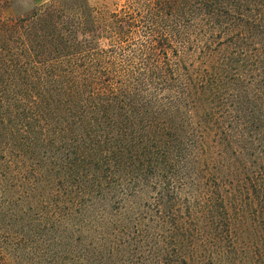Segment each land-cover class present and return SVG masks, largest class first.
<instances>
[{"label":"trees","instance_id":"trees-1","mask_svg":"<svg viewBox=\"0 0 264 264\" xmlns=\"http://www.w3.org/2000/svg\"><path fill=\"white\" fill-rule=\"evenodd\" d=\"M30 1L0 19V264H264V0Z\"/></svg>","mask_w":264,"mask_h":264},{"label":"rangeland","instance_id":"rangeland-1","mask_svg":"<svg viewBox=\"0 0 264 264\" xmlns=\"http://www.w3.org/2000/svg\"><path fill=\"white\" fill-rule=\"evenodd\" d=\"M34 2L35 0L33 1V3ZM89 2L93 6L107 3V5L112 8V10H120L121 8H124L128 4L132 3L133 0H89ZM14 7L15 10H17L16 12L14 10L12 11V8L10 9L7 7L0 9V19L7 20L9 18L25 14L26 12H29L30 8L32 7V3L30 0H15ZM142 34L143 33H140V35L136 37L135 42H141L143 40Z\"/></svg>","mask_w":264,"mask_h":264}]
</instances>
